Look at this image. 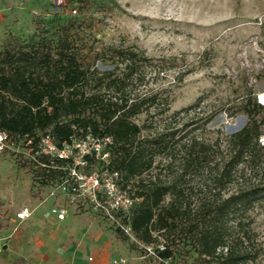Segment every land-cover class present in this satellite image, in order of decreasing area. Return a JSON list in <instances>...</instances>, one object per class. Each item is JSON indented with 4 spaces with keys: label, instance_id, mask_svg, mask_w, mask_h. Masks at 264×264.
Listing matches in <instances>:
<instances>
[{
    "label": "rangeland",
    "instance_id": "rangeland-1",
    "mask_svg": "<svg viewBox=\"0 0 264 264\" xmlns=\"http://www.w3.org/2000/svg\"><path fill=\"white\" fill-rule=\"evenodd\" d=\"M67 22H71L85 65L100 71L114 68L106 56L109 46H131L144 52L148 59L140 77L130 86V94H156L159 104L149 113L136 116L135 122L152 121V132L175 130L212 146L210 160L186 177L185 190L194 206L203 198L224 197L259 179L245 162L233 171L230 181L221 186L214 181L228 154L227 138L247 120L239 107L249 95L264 92V0H72L60 4L0 0V49L8 43L54 37L59 26ZM165 105L169 109L161 113ZM73 146L69 155L77 169L111 179L104 164L98 162L105 150L100 140L76 135ZM82 151L92 152L91 160L76 163ZM32 157L28 147L6 144L1 134L2 264L20 256L25 264H61L60 249L69 242L77 246L92 243V247L111 251L106 264H189L194 260L195 254L182 244L173 247V256L164 260L147 253L143 242L119 227L127 210L110 213L89 198L73 199L59 192L57 180L40 182L28 165ZM167 162V158H158V167L143 177L159 174L168 178V171L162 167ZM112 179L117 190L125 189L132 196L138 178L126 187L118 176ZM56 206L66 208L63 219L51 213ZM23 207L31 212L20 220L16 213ZM244 222L251 243L258 248L257 257L244 264H264V200L247 211ZM80 231H87L85 237L92 240L82 242ZM158 242L165 244L160 237ZM98 257L100 253L95 258L92 255L93 264Z\"/></svg>",
    "mask_w": 264,
    "mask_h": 264
},
{
    "label": "trees",
    "instance_id": "trees-1",
    "mask_svg": "<svg viewBox=\"0 0 264 264\" xmlns=\"http://www.w3.org/2000/svg\"><path fill=\"white\" fill-rule=\"evenodd\" d=\"M70 25L61 24L54 37L8 43L0 49L3 141L28 147L33 175L48 183L59 182L63 167L72 161L40 152L42 135L49 134L58 147L71 143L76 135L108 137L107 158L98 162L117 173L122 187L138 178L132 192L136 200L123 221L145 246L155 244L152 247L159 259L173 256V247L182 244L195 254L189 264L254 260L258 248L251 243L244 217L264 200V145L259 142L264 134V105L249 95L239 107L247 120L227 138L228 154L217 166L214 181L220 186L230 181L233 171L245 162L259 179L224 197L203 198L194 206L185 190L186 177L210 160L212 146L175 130L152 132V121L135 122L136 116L159 104L156 94H130V86L146 65L144 52L131 46H109L106 56L114 68L100 71L85 65ZM168 109L165 105L160 112ZM85 158L91 160L88 154ZM158 158L168 159L162 167L170 176L143 177L158 167ZM159 237L165 241L162 250L156 247ZM10 264H25V258L16 257Z\"/></svg>",
    "mask_w": 264,
    "mask_h": 264
},
{
    "label": "built area",
    "instance_id": "built-area-1",
    "mask_svg": "<svg viewBox=\"0 0 264 264\" xmlns=\"http://www.w3.org/2000/svg\"><path fill=\"white\" fill-rule=\"evenodd\" d=\"M48 1L55 2L56 4H60L62 2V0ZM255 99L257 103L264 105V92H257L255 94ZM93 139L100 140L103 143V148H105V143L110 141L108 137L104 139ZM259 142L260 144L264 145V134L260 136ZM71 146L75 147L73 146V140L71 143H66L63 144L62 147H58L49 134L42 135L39 144L40 152L50 155L51 157L62 159H72L69 155V148ZM86 154H88V156L90 157L92 152L82 151L80 154V161L76 160V163H85L87 161V159L85 158ZM102 154H104L103 159L106 160L107 151L104 150ZM71 164L72 165L70 166L63 167L65 173L57 184V189L59 192L67 194L73 199L89 198V200L93 202L96 207L106 209L110 213L113 210L119 212L127 210L129 213L130 209L134 205L136 198L130 196L125 189L121 191L117 190L116 183L112 179V176H114L115 178L117 177L116 172L111 173L106 169L111 175V179H108L92 171L77 169V166L73 164V161ZM30 212L31 211L28 207H23L16 213V217L20 220L25 219L30 215ZM66 212V208L63 206H56L51 208V213L54 214L58 219H63L66 215ZM127 214H125L124 216H126ZM119 227L126 234H132L129 224H119ZM144 247L147 253L156 254V251L152 246ZM156 247L159 250H162L165 246L163 245V243H158Z\"/></svg>",
    "mask_w": 264,
    "mask_h": 264
},
{
    "label": "crops",
    "instance_id": "crops-1",
    "mask_svg": "<svg viewBox=\"0 0 264 264\" xmlns=\"http://www.w3.org/2000/svg\"><path fill=\"white\" fill-rule=\"evenodd\" d=\"M86 234H87V231L79 232L78 237H80L82 242L84 241L83 239L88 240V242L92 240V238H89V237L86 238L85 237ZM62 244H65V243L62 242ZM60 250L63 256V258H61V262H62L61 264H93L92 255L95 258L96 255H98L99 253H100V257L93 259L94 262L96 264H106L107 260L111 258V254H112L111 251L104 252L102 247H97V246L92 247V243H86V244L84 243V244L77 246L75 243L69 242V243H66V247H64V249H60ZM88 257H91V260H88Z\"/></svg>",
    "mask_w": 264,
    "mask_h": 264
}]
</instances>
